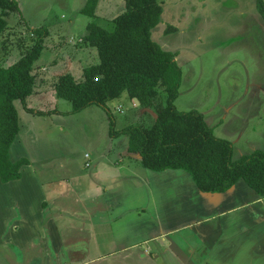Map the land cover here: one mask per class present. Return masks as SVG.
Listing matches in <instances>:
<instances>
[{"label": "rangeland", "instance_id": "rangeland-1", "mask_svg": "<svg viewBox=\"0 0 264 264\" xmlns=\"http://www.w3.org/2000/svg\"><path fill=\"white\" fill-rule=\"evenodd\" d=\"M88 1L17 0L20 13L7 17L8 30L0 36V66L7 67L34 44L36 31L48 34L34 63L29 110L20 100L14 102L20 132L10 154L15 162L25 159L27 164L20 180H0V264L29 258L31 251L11 235L13 224L25 221L21 206L27 199L33 216L44 212L43 201L50 205L52 212H44L43 218L50 215L62 229L66 247L78 244L84 213L95 217L98 205L113 202L137 205L141 219L159 222L167 241L177 238L170 232L175 213L186 207L184 187H167L164 193L140 155L128 151V136L118 134L132 125L151 126L157 115L126 93L106 106L94 104L78 113L71 112L70 101L55 95L60 75L70 73L82 81L84 68L99 62L96 48L84 42L89 23L111 29L113 19L126 10L125 0H96L89 16L82 12ZM258 2L163 0L160 23L152 31V40L175 53L182 69L177 110L203 114L215 136L231 142L233 160L264 152V17ZM72 224L79 230L71 227L70 234ZM249 258L247 264L262 263L256 253Z\"/></svg>", "mask_w": 264, "mask_h": 264}, {"label": "trees", "instance_id": "trees-1", "mask_svg": "<svg viewBox=\"0 0 264 264\" xmlns=\"http://www.w3.org/2000/svg\"><path fill=\"white\" fill-rule=\"evenodd\" d=\"M163 0H125L126 10L112 21L111 29L89 23L85 43L96 48L99 62L83 70V80L66 73L54 84L55 95L72 103V113L94 104L106 106L124 93L142 109L157 117L151 126L132 125L118 134L129 138L128 151L139 154L144 168L162 172L182 170L206 194H223L240 180L264 198V152L256 150L233 160L231 142L215 136L203 114L181 112L179 97L182 69L175 53L162 49L152 40L160 23ZM97 1L89 0L82 9L94 15ZM258 10L264 17V1ZM20 13L17 0H0V36L8 30L7 17ZM169 31V30H168ZM37 39L10 66H0V180L8 183L21 178L25 159L12 162L10 149L20 132L14 102L24 107L35 90L34 63L44 50L48 34L36 31ZM113 134V132H112Z\"/></svg>", "mask_w": 264, "mask_h": 264}, {"label": "crops", "instance_id": "crops-1", "mask_svg": "<svg viewBox=\"0 0 264 264\" xmlns=\"http://www.w3.org/2000/svg\"><path fill=\"white\" fill-rule=\"evenodd\" d=\"M10 158L15 162L11 154ZM149 176L164 193L167 187H184L181 191L186 207L175 213L170 232L177 236L175 240L167 241L157 220L141 219L137 205L113 202L98 205L95 217L84 213L83 231L72 224L68 229L74 227L82 236L78 244L66 247L62 229L50 215L43 218L44 212H52L50 205L43 201L44 212L33 216L29 214L31 200L27 199L21 206L25 221L15 222L11 235L21 239L23 249L31 253L17 264H50L51 254L53 264H247L250 253L262 256L264 264V198L245 181L240 180L226 193L206 194L182 170L152 171ZM178 178L184 183L177 184ZM92 229L95 232L86 233ZM185 231L191 233L187 236Z\"/></svg>", "mask_w": 264, "mask_h": 264}, {"label": "water", "instance_id": "water-1", "mask_svg": "<svg viewBox=\"0 0 264 264\" xmlns=\"http://www.w3.org/2000/svg\"><path fill=\"white\" fill-rule=\"evenodd\" d=\"M148 111H151V110H148Z\"/></svg>", "mask_w": 264, "mask_h": 264}]
</instances>
